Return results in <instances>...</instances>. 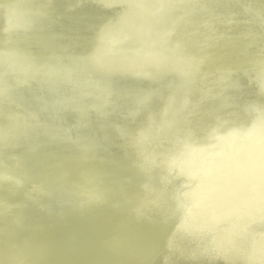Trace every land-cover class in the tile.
Masks as SVG:
<instances>
[{"label": "bare ground", "instance_id": "1", "mask_svg": "<svg viewBox=\"0 0 264 264\" xmlns=\"http://www.w3.org/2000/svg\"><path fill=\"white\" fill-rule=\"evenodd\" d=\"M46 1L37 0L38 7L30 9L22 0H0L1 14L31 21L26 28L20 19L9 20L18 41L0 21V94L5 96L0 145L6 147L0 151V173L9 177H0V264H264V257L253 253L264 254V235L261 242L246 238L255 226L264 230V204L253 208L264 197V174L257 165L261 159L264 169V139L229 161L234 169L245 154L240 184L230 189L233 194L246 189L240 203L221 198L227 209L247 214L256 225L238 233L239 222L229 228L210 221L205 227L218 251L236 252L233 263L193 258L189 244L171 231L176 220L178 227L190 229L189 217H178L176 210L175 217L173 190L165 185L170 192L163 196L144 186L146 180L163 183L164 167L176 161L183 144L199 152L185 168L200 183L204 138L227 146L217 140L215 116H226L228 128L245 126L240 110H250L247 97L263 106L264 0H49L55 4L49 8ZM50 14L61 20L53 30L42 18ZM114 40L118 49L111 46ZM131 45L134 52L127 50ZM124 70L137 73L119 87ZM22 80L34 90L20 86ZM86 82L92 86L88 92ZM44 88L49 99L39 97ZM59 95L66 96L64 121L72 114L71 102L86 99L78 113L83 122L78 140L52 127L34 108L44 105L52 112ZM31 115L39 116L43 129ZM95 134L103 141L93 140ZM175 134L166 154L161 144L174 141ZM87 139L93 148L85 145ZM153 156L162 166H152ZM224 166L217 163L214 173ZM22 175L24 184L18 186L12 178ZM51 184L57 190L52 200L46 195ZM200 186L210 193L219 190L203 181ZM197 199L200 209L189 215L202 218L211 207L203 192Z\"/></svg>", "mask_w": 264, "mask_h": 264}, {"label": "water", "instance_id": "2", "mask_svg": "<svg viewBox=\"0 0 264 264\" xmlns=\"http://www.w3.org/2000/svg\"><path fill=\"white\" fill-rule=\"evenodd\" d=\"M76 1L78 4L95 2V0H74V3ZM22 2L26 4L30 9H34L35 7H38L37 0H22ZM52 2L54 7L55 6L54 1ZM52 2L48 0L44 3V5H46L49 8V6L52 5ZM109 5H112V2H110ZM65 9L67 10L68 7H66ZM42 18H46L47 20L51 21L50 27L52 30L55 29V24H58L61 21L56 16V14L43 15ZM12 19H20L21 23L26 28H29L31 26V21L25 18H20L17 13H8V14L0 13V21L2 22L3 30H5L9 36L15 38V40L18 41L21 38L17 36L15 32H13L12 23L9 21ZM99 29L104 30L105 27H102L101 25L99 26ZM164 30L169 31L170 27H164ZM25 42L26 44H31L32 40L27 39L25 40ZM118 42H119L118 40L112 41L111 46L114 49H118L117 48ZM133 48L134 47L131 45L130 49L127 48V50L129 52H134ZM75 63H77V61H75ZM238 71L239 73H241L246 77L248 81V85H253L249 80V76L245 72H243L241 69H239ZM136 73L137 72L134 70L132 71L124 70L122 73H120L119 76H121L122 81L120 80L121 82L119 83V87L122 86L126 78ZM207 73L208 72H204V74ZM261 79L262 82H260V85L264 88V73L262 74ZM19 84L27 91L31 92L34 90V84L27 80H22L21 82H19ZM155 86L158 87V85ZM91 88L92 86L89 85L88 82L83 83V90L85 92L90 91ZM46 91L47 90L44 88L43 91L39 93V97L42 99H49ZM59 96L60 98L56 100L54 103V110L52 112L49 113L46 112L44 105H36L34 108L38 113H43L46 116L48 123L52 127L63 130L65 133H70L71 135L70 139L72 141L78 140L79 139L78 136H80L78 134L79 130L80 129L82 130L83 127V122L80 120V115L78 113L86 108L87 105L86 99L83 98L78 101L71 102L69 107L70 110L72 111V114L67 121H64L60 119V115L62 109L64 108V101L66 100L65 98L66 96L65 95H59ZM261 96L263 100L262 101L263 106L257 105L254 102L255 100L253 99V97L248 96L247 100L250 101V104L252 103L250 110L248 108H243L240 110V116L243 119L241 123H245V126L243 124H234L228 128V125L224 120V119H228L226 118V116L222 117L220 114L215 116L213 125L218 131L217 140L220 142L226 141V143L223 144V145H227L225 148H221L220 144H218L217 141L214 143L212 138H211L212 142L204 138L203 146L205 145V149H204L205 161H203L200 164L202 166V173H204V175L202 176L200 183L203 181L204 184L207 185L215 184L219 189L217 194H215L212 191L210 193L205 187L202 186L197 187L200 184L199 180H194L193 178H191L189 173L186 171L187 170V168H185L186 163L192 162L193 159H196L199 152L196 151L197 150L196 147L186 146L185 144L182 145L183 149L179 150L176 156L174 157L176 161L173 163H169V166L164 167L166 168V170L164 169L165 172H164V177H162V182H163L162 184H155L152 183V181L150 180L144 181L145 188H148L149 190H152L155 193H158L159 195L164 196V194L166 195L170 192V191L168 192V190H173V194H172L174 200L173 212L175 214V217H176L175 210L179 212L178 217L182 215L189 217L188 220L190 222L188 223V226L190 227V229L187 230L186 227H180V226L178 227V223L176 220L174 221V226L171 229V231L176 233V235H178V237L182 241H185L187 244H189L190 254L193 256V258H196L194 256H204L206 258H212L217 261L230 262V263L234 262V260L231 259L233 258L232 254L236 252H228V253L220 252L210 244V234L206 233L207 228L205 227H207V225L212 221H214L212 222L213 224L218 223L220 227L226 225L229 228L231 227L230 223L239 222L240 224H238L239 228H237V233L240 230L246 231V229H249L247 225H252V226L256 225L255 219L250 216H246L247 214L242 215L239 214L237 210L227 209V203L221 202V198L222 199L229 198V200L236 201L235 203H240L239 198H241L246 193V189H243L238 194H233L230 191L233 185L240 184L239 182L240 176L238 175V172L244 170V168L246 167L243 165V163L246 162V158L244 156L245 154L243 153L242 154L243 157L237 160L238 166L234 169L229 168L230 167L229 161L235 159L236 157H239L242 150L250 149L249 147H251V144H254L256 142H262L264 139V95ZM0 99H5V96H2L0 94ZM11 101L15 106L21 109L23 108V103H21L20 100L11 99ZM194 106L200 110L202 108V103L200 101H196L194 103ZM30 120H32V122L37 127V129H43L42 121L39 118V116L31 115ZM102 120L103 119H101L99 123H101ZM184 135L192 136L187 132H184ZM173 137H174V141L172 142L165 141L161 144L166 154L171 152L173 148V143H175L176 140V134ZM92 138L96 142L103 141L102 137H100L97 134L93 135ZM131 138L135 142H138L139 136H137V133H133ZM85 145L89 148H93L91 139H87ZM12 148H15V146L12 145ZM1 150L6 151V147L4 145H0V151ZM184 151L185 154H183ZM155 156L150 158V160L148 161L151 162L152 166H157V167L162 166L161 164H159V162H157L158 160L154 159ZM217 163H223L225 166L224 168H222V170H220L216 174L214 173V171L216 172ZM257 165L262 170L261 171L262 174H264L263 172L264 169L262 168L261 165V159L257 160ZM0 177H2V179L9 178L8 175H5V173H0ZM24 178L25 175H22L21 177H13L12 179L18 186H22L24 184ZM75 185L77 186L78 184ZM165 185H167L170 188L166 190ZM249 185L250 184H246L243 187H247ZM240 188H242V186ZM201 192H203V196L205 198H208L206 203L207 206L210 205L211 207L210 211L207 212L202 218H199L198 215L191 217V215H189L190 213L193 214L192 212H194V210L200 209L197 208V204L199 205L197 196L201 195ZM56 193L57 190L54 187V184H51L46 193L47 198L50 200L54 199ZM126 200L131 204V206L134 205L129 198H126ZM175 202L178 205L175 206ZM262 204H264V197L255 200L253 202L254 205L253 208L257 211ZM133 208L136 210L135 211L136 213L138 214L141 213L137 210L136 207L133 206ZM214 211L215 213H213ZM217 213L218 215L216 217H211L216 215ZM259 229L260 228L258 226L253 227L252 232L246 236L247 240L251 241L252 239H257L258 242H261V239L264 235V230H259ZM181 235L184 238H181L180 237ZM202 248H204V250H202ZM253 253H255V255L257 254L259 255L258 257H256L257 259H262L264 257V254L261 255L259 254V252H253ZM250 264H258V262L252 261Z\"/></svg>", "mask_w": 264, "mask_h": 264}]
</instances>
